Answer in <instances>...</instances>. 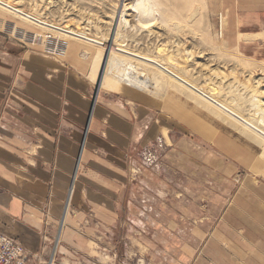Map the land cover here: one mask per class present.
<instances>
[{"label":"crops","instance_id":"obj_1","mask_svg":"<svg viewBox=\"0 0 264 264\" xmlns=\"http://www.w3.org/2000/svg\"><path fill=\"white\" fill-rule=\"evenodd\" d=\"M209 2L220 21L234 22V33L261 34L264 0ZM79 41L53 57L34 47L3 53L0 46V231L35 264L53 254L54 264H97L106 250L111 257L129 243L144 250L149 241L139 214L123 219L136 209V191L155 178L133 173L136 152L158 139L171 144L170 134L181 131L219 151L221 159L209 157L215 180L234 189L229 200L217 194L224 210L216 222L203 216L193 230L195 241L206 240L208 264H264L261 152L226 139L173 94L102 84L95 93V54ZM134 227L140 237L131 234Z\"/></svg>","mask_w":264,"mask_h":264},{"label":"rangeland","instance_id":"obj_2","mask_svg":"<svg viewBox=\"0 0 264 264\" xmlns=\"http://www.w3.org/2000/svg\"><path fill=\"white\" fill-rule=\"evenodd\" d=\"M3 1L37 20L83 31L105 42L107 47L112 46L115 37V47L123 46L128 51L157 59L243 118L250 121L264 118V26L256 36L236 34L234 22L224 18L220 21L209 0H141L149 11L141 18L132 9L137 0ZM48 34L52 39L44 38ZM70 41L74 39L45 32L40 26L0 8L3 53L15 48L17 52H24L34 47L38 48L34 49L38 53L53 57L63 54ZM86 45L92 48L90 56L95 54L91 68L97 67L98 76L105 53L108 56L107 47ZM158 50L163 53L158 54ZM107 56L100 85L112 90V77L122 72L128 59L115 54L119 65H115L104 80L107 68L114 64L113 60L108 62ZM137 70L152 82L153 88L145 91L181 98L209 117L211 127L221 130L226 139L244 141L264 157V142L257 136L157 69L138 64ZM118 86L125 84L119 82ZM170 135L172 145L168 141V145L160 143L158 139L136 152L138 162L133 173L152 174L155 178L146 183L147 189L136 191L133 203L139 211L135 209L133 215L125 212L123 216V219L129 216L137 219L139 214L143 222L140 229H145L143 234H148L149 242L145 243L144 250L137 243H129L128 248L122 250L113 249L111 257L106 250L97 264L210 263L203 255L206 240L195 241L193 230L199 229L203 216H210L208 220L216 222L214 219L224 210L217 204V194L226 193L229 200L234 189L228 181L224 185L215 180L213 172L217 167L209 163V157L214 155L221 159L219 151L199 143L187 132ZM119 230L115 234L122 236L121 228ZM138 230L132 228L131 234L140 237ZM93 263H96L94 259Z\"/></svg>","mask_w":264,"mask_h":264},{"label":"bare ground","instance_id":"obj_3","mask_svg":"<svg viewBox=\"0 0 264 264\" xmlns=\"http://www.w3.org/2000/svg\"><path fill=\"white\" fill-rule=\"evenodd\" d=\"M0 8L14 15H18L19 17L31 23H34L37 26H40V28L45 32L64 36V37L75 39V40L77 39V40L85 41L93 45L102 44L104 48L107 47L104 44L105 42L103 43L98 40H95L94 38L89 37L88 34L83 31L72 29L68 26L58 27V26H54V25L45 23L43 21H40L39 19L37 20L36 18L25 14L20 9L12 7L11 5H9L7 2L3 0H0ZM132 9L138 13L140 18L143 16H147L149 13V11L144 7V4L141 0H137L136 3L132 5ZM122 20L124 21V19L121 17V21ZM44 38H46V35L44 36ZM114 39L115 37L112 39V46L110 45V47L106 48V50H108V56H107L108 62L113 60L114 64L109 65L108 67L109 69L107 68L106 73L104 74L105 75L104 80L106 79L107 75H110L112 68L115 65H119V63L115 62L117 59L115 58V54H119V55L126 57L128 59V62L125 65L126 67L122 68V72H120L117 76L112 77L113 79L111 80V85L113 86V88L118 86L119 82H122L126 86L132 87L134 89H138V90L148 89L149 90V88L151 87L153 88L152 82H150V79L147 78L148 79L147 80L146 78H144V75L142 73L138 72L137 65L142 64L144 66L151 67L153 69L155 68L158 71H160L162 74H164L165 76L173 80L175 83H177V85L182 86L183 89L185 88V90L188 91L189 93L191 92L192 94H195V97L197 96L199 100L205 103L207 102L209 105L213 106L216 110H218L219 112L227 116L229 119L239 124L242 128L247 130L250 134H254L262 142H264V118L263 116H261L260 118L254 121H250V120L243 118L242 116L234 112L232 109L228 108L227 106H225L224 104L216 100L211 94L206 93L203 89L196 87L195 85H193L192 83H190L189 81H187L186 79L178 75L176 72H174L170 67L158 61L157 59L128 51L125 48H123V46L115 47V45L113 44ZM162 53H163L162 50H158V54H162ZM134 62L137 64H134ZM183 82L189 85L190 87L198 90L199 92L207 96L210 100H212L215 103L206 99L199 93L193 91L190 87L186 86Z\"/></svg>","mask_w":264,"mask_h":264},{"label":"built area","instance_id":"obj_4","mask_svg":"<svg viewBox=\"0 0 264 264\" xmlns=\"http://www.w3.org/2000/svg\"><path fill=\"white\" fill-rule=\"evenodd\" d=\"M46 39H52V35L48 34ZM53 256L47 264H54ZM0 264L35 263L17 240L7 237L0 231Z\"/></svg>","mask_w":264,"mask_h":264},{"label":"water","instance_id":"obj_5","mask_svg":"<svg viewBox=\"0 0 264 264\" xmlns=\"http://www.w3.org/2000/svg\"><path fill=\"white\" fill-rule=\"evenodd\" d=\"M117 23V21L115 22V24ZM99 45H102V44H99ZM106 56L107 54L105 53V56H104V59H103V62L101 64V68H100V71H99V75H98V79H97V82H96V87H95V93L97 92V90L99 89L100 87V82H101V79H102V76H103V73H104V70H105V64H106ZM180 81V80H179ZM182 82V81H181ZM184 83V82H183ZM185 84V83H184ZM186 86L190 87L189 85L185 84ZM193 91L199 93L200 95H202L203 97H205L206 99L210 100L207 96H205L204 94H202L201 92H199L198 90L190 87ZM212 101V100H210ZM213 102V101H212ZM215 103V102H213Z\"/></svg>","mask_w":264,"mask_h":264}]
</instances>
